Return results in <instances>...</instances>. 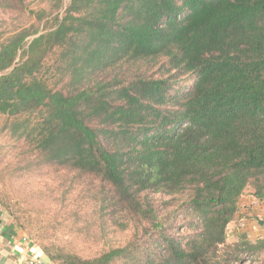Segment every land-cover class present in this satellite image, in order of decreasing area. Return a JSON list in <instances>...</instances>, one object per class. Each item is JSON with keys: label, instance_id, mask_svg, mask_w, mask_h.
Masks as SVG:
<instances>
[{"label": "trees", "instance_id": "16d2710c", "mask_svg": "<svg viewBox=\"0 0 264 264\" xmlns=\"http://www.w3.org/2000/svg\"><path fill=\"white\" fill-rule=\"evenodd\" d=\"M54 7L43 28L0 42V115L40 112L13 133L40 164L99 179L105 215L136 235L88 258L45 247L49 260L264 264V240L226 244L244 190L264 178V0ZM52 55L61 89L39 77Z\"/></svg>", "mask_w": 264, "mask_h": 264}, {"label": "rangeland", "instance_id": "374dc122", "mask_svg": "<svg viewBox=\"0 0 264 264\" xmlns=\"http://www.w3.org/2000/svg\"><path fill=\"white\" fill-rule=\"evenodd\" d=\"M13 1V10L0 7V42L16 30L43 28L56 4V0ZM70 1L64 0L61 12ZM57 13L53 12V16ZM57 68L56 55L44 62L39 77L49 88H63ZM41 116L38 111L18 118L0 115V212L42 251L45 247L62 249L88 258L127 245L136 235V224L129 220L128 226L121 229L105 215L99 179L79 176L57 165L40 164L32 145L13 133L17 129L15 122H37ZM256 184L264 185V178L257 182L253 179L240 197L228 227L227 245L239 244L245 234L253 243L264 240V199L257 198ZM155 197L170 199L164 195Z\"/></svg>", "mask_w": 264, "mask_h": 264}, {"label": "crops", "instance_id": "0c3cea01", "mask_svg": "<svg viewBox=\"0 0 264 264\" xmlns=\"http://www.w3.org/2000/svg\"><path fill=\"white\" fill-rule=\"evenodd\" d=\"M0 264H26L29 258H36L40 264H54L44 255L43 251L32 244L23 241L25 234L10 221L9 217L0 212Z\"/></svg>", "mask_w": 264, "mask_h": 264}, {"label": "built area", "instance_id": "2783aa9c", "mask_svg": "<svg viewBox=\"0 0 264 264\" xmlns=\"http://www.w3.org/2000/svg\"><path fill=\"white\" fill-rule=\"evenodd\" d=\"M3 229V226L0 224V231ZM23 241L29 243L31 240L28 237H24ZM3 254V250L0 248V255ZM26 264H40L38 259L36 258H29Z\"/></svg>", "mask_w": 264, "mask_h": 264}]
</instances>
